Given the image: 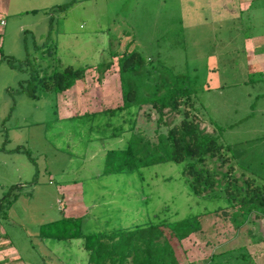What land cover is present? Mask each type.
<instances>
[{
	"label": "rangeland",
	"instance_id": "374dc122",
	"mask_svg": "<svg viewBox=\"0 0 264 264\" xmlns=\"http://www.w3.org/2000/svg\"><path fill=\"white\" fill-rule=\"evenodd\" d=\"M10 1L5 15L11 32L5 38L14 57L30 58V67L42 64L48 73L67 65L86 68L68 90H39L34 99L17 95L15 88L1 94L7 66L1 63L0 120L13 145L26 150L0 153V199L8 187L21 186L18 199L0 215L2 243L11 247L14 264H86L82 241L61 238L75 231L65 221L72 214L83 218L84 233L203 216L204 233L176 250L180 263L206 264L211 254L229 249H239L241 256L258 244L264 222L236 227L221 174L216 188L203 195L190 188L183 163L104 175L106 152L125 147L132 130L154 139L158 114L149 104L114 115L94 113L122 103L118 58L112 54L138 50L156 65L151 77H189L201 127L216 131L231 159L221 167L212 158L207 166L223 173L231 164L238 186L248 177L264 185V74L251 66L247 43L264 35V0L252 6H241L245 0H76L64 12L57 7L71 0ZM49 44L54 58L43 51ZM141 78H135L137 85L147 82L146 75ZM84 113L89 115L80 118ZM181 118L166 110L167 125L159 130ZM20 121L22 131L8 130ZM254 247L255 259L264 258V242Z\"/></svg>",
	"mask_w": 264,
	"mask_h": 264
},
{
	"label": "trees",
	"instance_id": "16d2710c",
	"mask_svg": "<svg viewBox=\"0 0 264 264\" xmlns=\"http://www.w3.org/2000/svg\"><path fill=\"white\" fill-rule=\"evenodd\" d=\"M75 1L71 0L58 6L57 9L64 12ZM52 26L51 16L50 27ZM43 51L49 58L55 57L56 49L53 44H49ZM112 55L118 58L122 103L116 109H105L95 112L94 115L98 113L114 115L116 111L149 104L158 114V128L155 130L154 139L142 132L132 130L125 147L109 149L104 157L103 174L132 173L165 162L183 163L182 174L197 195L214 190L221 174L222 181L226 182L224 188L226 197L230 207L235 209L230 213V218L236 227L239 228L248 222L258 224L259 220L264 222L263 184H258L254 178L248 177L245 186H238L235 184L237 182L234 183L237 179L232 174L233 165L229 164V168L223 173L207 166L212 158H218L221 167L231 162V159L226 153L228 146L219 141L216 131L210 133L201 127L189 77L185 74L171 75V73L166 78L151 77L150 69L156 68V65L135 49L126 48ZM9 62L28 74L27 79L20 82L16 91L24 92L34 99L38 98L39 90L56 93L68 90L77 79L84 76L86 71L82 66L67 65L48 73L43 70L42 64L34 68L30 67V58L17 64L15 60L9 58ZM143 75L147 76V82L141 80V84L137 85L135 78H141ZM166 110L180 114L182 118L179 123L160 131L161 124L167 125L163 120ZM86 115L89 114L84 113L80 118ZM215 129L219 130L220 127L216 125ZM14 150L26 152L21 147H16ZM20 187L12 185L3 193L0 199V215L6 213V210L18 199L19 192L16 188ZM203 219V216L193 215L172 222L135 224L131 227L84 233L83 218L69 217L65 218V221L71 223L75 231H70L69 235H61V238L69 237L82 241L83 248L87 252L86 264H194L195 262L191 261L180 263L176 250L181 249V242L185 239L204 233ZM262 240L263 238H257L255 243ZM237 250L239 249L215 252L211 254L206 264H238L239 259H243L246 264V254L236 255Z\"/></svg>",
	"mask_w": 264,
	"mask_h": 264
},
{
	"label": "crops",
	"instance_id": "0c3cea01",
	"mask_svg": "<svg viewBox=\"0 0 264 264\" xmlns=\"http://www.w3.org/2000/svg\"><path fill=\"white\" fill-rule=\"evenodd\" d=\"M7 1V2H6ZM255 0H245L241 3V6H243V4L245 5H250L252 6V3ZM10 0H0V20L4 19L6 21V25L4 28L0 29V71H1V63L5 62L7 64L6 68H3V78H2V86H1V94L4 93L6 94L9 93L13 88H15V90H17L19 88L20 82L27 79L28 74L27 72H25L22 68H19L17 66H12L9 62V58H12L13 60H15L16 64L17 62H21V59H18L19 57H14L13 53L11 52L12 50V43H8V45L6 46V38L5 36L9 34V30L11 32V29L9 27V23L6 19V15L5 14H9L10 13ZM248 7V6H246ZM243 10V8L241 9ZM250 41V42H249ZM263 43L262 46L261 45H256L257 43ZM247 43L251 44L248 45L250 50H249V62L251 64V66H257L260 70H262V73L264 74V35L259 39V40H253V39H248ZM260 46V47H259ZM19 47V46H18ZM17 47V48H18ZM6 49V50H4ZM18 94H21V92H18ZM7 100V99H6ZM9 100H7L6 104H8ZM14 124V123H13ZM23 128V123L22 121H20V123H15V125H13V127L11 129L8 130H12V131H22ZM6 127H5V121H4V117H2V119L0 120V153H7L9 150H12L16 147H19L21 145V143H15L16 145H13V141H12V137H10L8 131H6ZM19 135V134H18ZM16 135V137L18 136ZM21 135L23 136V133H21L17 139L20 140L21 139ZM7 138V141H6ZM9 145V146H7ZM9 147V148H8ZM8 149V150H7ZM17 153H20V151H16ZM9 154H11L12 152H8ZM77 210H75L74 212H76ZM73 212V211H72ZM73 212V213H74ZM76 216L75 214H72L71 217ZM3 237H4V233L3 231L0 229V264H14L13 260L15 259L13 253H11V247H9L8 245H4V243H2L3 241ZM263 240L261 243L258 244H253L251 248H253V250L255 249V254H256V249L254 246H258L259 244H263L264 242V236H262ZM251 248L249 246H247V248H245L246 250V264H264V258H261V260L259 259H255L256 256L253 253L254 251L251 250ZM262 248V247H261ZM258 258V256H257Z\"/></svg>",
	"mask_w": 264,
	"mask_h": 264
},
{
	"label": "built area",
	"instance_id": "2783aa9c",
	"mask_svg": "<svg viewBox=\"0 0 264 264\" xmlns=\"http://www.w3.org/2000/svg\"><path fill=\"white\" fill-rule=\"evenodd\" d=\"M6 25V21L4 19L0 20V29L4 28Z\"/></svg>",
	"mask_w": 264,
	"mask_h": 264
}]
</instances>
